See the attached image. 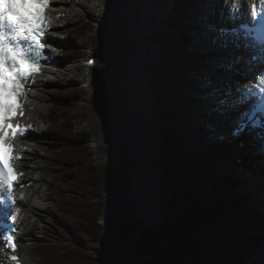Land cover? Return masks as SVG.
<instances>
[{
  "label": "trees",
  "instance_id": "1",
  "mask_svg": "<svg viewBox=\"0 0 264 264\" xmlns=\"http://www.w3.org/2000/svg\"><path fill=\"white\" fill-rule=\"evenodd\" d=\"M189 1L177 0L154 34L159 52L149 68L150 86L159 102L157 115L165 122L155 163L163 172L160 188L172 185L173 192L162 203L167 215L145 230L139 239L146 240L148 233L154 238L148 244V249L157 255L153 264H253L254 248L260 238L228 225L234 214L240 215L241 221L249 220L248 211L244 213L242 207L250 203V197H232L238 181L228 174L216 176L206 152L200 151L205 157L198 153L188 140L187 126L178 124V117L189 120L190 115L177 102L185 98L193 100L192 94L184 91L194 89H187L194 87L193 63L183 59L188 56V41L192 37L187 28L193 25L188 23V15L183 11ZM82 27L85 30L87 25ZM89 38L79 43L88 46ZM80 56H84L83 50ZM67 104L58 116L61 124L57 131L71 143L62 142L56 149L62 157L61 163L68 167L54 179L59 186L54 197L57 220L36 246L44 264H101L93 250L104 236L105 226L100 219L106 200L105 182L90 159V133L74 131L71 125L66 128L77 109L73 103ZM209 181L211 184L206 187Z\"/></svg>",
  "mask_w": 264,
  "mask_h": 264
},
{
  "label": "rangeland",
  "instance_id": "2",
  "mask_svg": "<svg viewBox=\"0 0 264 264\" xmlns=\"http://www.w3.org/2000/svg\"><path fill=\"white\" fill-rule=\"evenodd\" d=\"M201 1L204 2L205 0ZM100 2L101 3H99V0H97L96 3L89 4L91 10L88 12L83 11L82 9L80 10L75 7H71V10H73L69 12L72 17L71 22H68L67 24H62L58 28H56L57 38L55 39L57 42L58 56L63 62V64L67 66V70L61 72V74H59L58 71V74H53L52 81L48 85L51 89V92L49 93V98L48 100H46L43 109L40 113L41 116L50 117V125H48L47 129L45 128L46 130L42 131V133L38 135L37 138H33L31 141L34 148L38 150V154L29 155L27 165L30 163L35 165V167L37 168V172L39 171V173H41L43 177L41 187L46 186V189H44L45 192L41 193L42 198L40 199L38 208L32 207V204L34 203L33 193L39 190V185L32 187L31 190L28 191V199L27 201H25V217L22 225H24V234L27 235V239L23 245L25 252H27L26 264H44L42 262L43 259H40V261L38 262V257L36 256V254H39V251L38 247L36 246V243L39 242L41 237L48 231V228L51 227V223L56 217L54 214L55 206L51 202L56 194V191H58V188L56 185H54L52 189V187L49 185V182L51 180V172H62L63 167L59 165V160L57 159L55 152L53 151L55 145L58 144L61 140L58 134L56 133L57 128L54 127V131L51 129V120L54 121L56 114L62 112L65 109V105L63 104L65 101H69L68 103H73L77 106V109L73 111L74 113L72 114V118H70L71 120L68 122V124L69 126H72L74 131L78 130L90 133V138L88 142V145L92 150V155L90 156V159L93 161V164L97 167L98 172L101 174L105 182L103 194L104 200L105 198L106 200L103 213L100 219L105 226V229L103 231L104 236L103 241H101L97 248L93 250V254L101 264H105V261L103 259L104 253L103 251L102 254H100L99 252V250H102L103 248L102 244H104V246L106 245V247L117 246L122 248L121 252L117 253L118 257H116L117 259L114 260V264H153V261L156 260L157 257L153 249H148V235H146L147 238L144 241H140L139 238L141 235L145 234V230L159 223V221H161L160 218L162 216L165 217L167 212L163 207H161V204H159L160 202H158V204H152L149 201L151 200V198L156 199V201L161 200L163 197L166 198L167 194H171L173 192V186L169 185L166 188L162 189L160 188V186L158 187V184L163 178V176H161L163 172L161 171V166H159V168H156L154 174H159L160 177H158V175L156 176V178L158 179L154 184V188H151L152 193L154 194L156 192V194L150 196L148 195L150 200L147 204H149V206L151 204V206L148 208V213L144 216L139 215L137 209L135 207H131L129 204V198L131 197V188L133 187L131 184V180L133 178L132 174L135 173L138 168V153L135 150L125 127L122 126V124L120 123L116 125L112 123L113 114H118L120 122L122 123L128 114L127 106L122 104L120 98H116V96H119V94L117 93V91L119 92V89L114 92V99H112V102L114 103L115 107L114 113L111 115V118L106 119V116H104V119L99 128L95 127L94 124L91 123L89 120L90 114L93 112V107L88 100V95L91 93L92 84L87 78V73H89V63H87V61L90 58V55H92L94 51L97 50V48H101V45L103 44L102 27L99 25V19L101 15L104 14L106 11V7H104V3L106 1L100 0ZM173 5L174 2L169 3L170 8L166 10V13H170V9ZM192 7H195V9L198 10L197 5H193ZM201 7H204L203 3ZM161 17H163V15ZM115 22L116 24L119 23L117 21L116 10ZM155 22L156 20L154 19L153 15L151 16V18H149L147 29L144 28L143 32L141 33L139 42H137L138 50H135L139 53L140 57L139 60H136L139 66V75L141 77L140 80L142 84V88L140 89V91L143 92V94L145 93L144 95H142V97H140V99L138 98V109L141 112L144 109L148 108L146 106L149 104L151 107H153V102L151 99L156 94L154 92V89L151 90L150 88L151 72L149 71L148 66L153 63L150 59H155V46L150 45L153 44L151 42L152 40H150L152 39L150 35L151 32H155L157 29H160L159 25L155 24ZM192 22L194 24L198 23L194 21ZM85 24L88 27L86 30H83L82 26ZM87 36L90 37L89 39H87V43L89 45L86 46L85 44H80L79 40L83 42ZM148 37H150V41L148 40ZM203 39L204 38L202 36L193 33V38L189 41L190 44L196 45L197 41L200 42V40L203 44ZM119 44H121L120 41ZM110 46L112 49L116 50L119 45L117 44V42L113 41ZM196 46L197 48L194 47L193 50L190 51V53L191 55H193V58H191V60L193 61L194 66L198 67L199 74L197 79L199 80V77L202 72L207 69V67L211 66L209 61L212 58L225 56V54L220 53L219 51H216L212 54L204 53L203 47H200L199 44ZM82 50L84 52V56H80ZM198 57H200L199 60ZM119 64L122 65V62H119ZM215 78H218V76H216ZM75 97L77 99H75ZM182 104H184L188 114H194L199 116V119H197L196 117L191 118L189 120L180 118L182 119L183 124L186 126L190 124V127H192L193 129L195 127V132L200 133L204 129V124L206 122V118H201L203 111L202 109L205 110V108L201 109V106L203 104H206L205 101L202 99V94L198 95L197 99L192 100V102H186L185 100H183ZM157 105L158 104L155 103L154 107L156 108ZM51 106L54 110V113L53 115H48L49 111H51ZM155 108L152 112H150V119L144 127V129H147L146 131L151 134H148L147 136L148 142L151 144L152 147L155 146L153 147L154 152L152 151L151 154L144 155L145 157H143V159L141 160L142 162H144V170H146L145 166L147 167L148 165H145L147 157L151 155L148 161H154L158 154L157 150L162 143L161 139L157 138L158 135H156L157 131L160 129L156 125L158 121L154 119L156 117L152 116V114L155 113V110L157 111V108ZM211 117L212 116L209 115L208 120H210ZM152 118L153 120H151ZM215 120L216 119H213V121ZM55 125L56 123L54 122V126ZM119 127L121 129H119ZM100 128L102 129L99 130ZM99 134L102 135L99 136ZM116 138L117 141H115ZM151 138H153V140ZM111 140H113V142ZM99 146H103V150H99ZM104 155H107L108 157H104ZM211 160L214 164L216 158H213ZM220 163L221 162L216 163L219 165V173L223 172V169H225V167L226 169L228 168V165H223V162L221 164ZM225 163H227V161H225ZM242 166L252 171V169L256 170V168H258V166L260 165L256 162V155H252L251 160L250 158L243 160ZM147 172L149 173V175H151L153 174V169L149 170L148 168ZM228 172H230L232 176L234 174L240 177L236 173V171L234 172L233 170H228ZM156 178L153 177V180H155ZM250 180L252 182H256L255 177H251ZM244 186H241V188ZM261 188H263L262 185H260L259 190L257 192L254 193L252 191L253 197L251 199L250 204L248 205L250 210H252L248 212V216H251L252 212L254 215L257 216H253L255 217L253 219L250 218L249 220L241 221L242 217L240 215H236L235 217H232L233 220L228 221V225H231V227L234 226L236 231L247 232L254 236L263 235L262 240L255 245L253 252V264H264V205L261 206L262 203H264V200L262 199V197L264 196V191H260ZM110 190H116L117 194L119 195L117 197H120L122 200L121 204L118 200V204H116L115 207L116 209L113 211L109 209L106 204L108 197L107 192ZM244 190L251 191L247 187ZM153 205H155V208L151 209ZM155 213L158 215L156 216ZM45 241L42 240V243H45ZM106 250L107 249H104V252ZM106 258L109 257L107 256Z\"/></svg>",
  "mask_w": 264,
  "mask_h": 264
},
{
  "label": "snow or ice",
  "instance_id": "3",
  "mask_svg": "<svg viewBox=\"0 0 264 264\" xmlns=\"http://www.w3.org/2000/svg\"><path fill=\"white\" fill-rule=\"evenodd\" d=\"M49 4L50 0H0V146L9 151L12 145L7 141L14 138L19 128L13 126V131L6 134L9 121L23 108L20 97L27 94L26 84L34 83L35 75L41 72V60L47 59L44 38L50 16L45 9ZM225 5L228 13L227 16L220 13L219 24L207 18L202 24L206 50L220 49L227 53L212 58L211 69L200 75L202 99L210 114L227 116L243 109L231 135L239 137L261 129L260 152L264 154V0H256L247 10L242 0H225ZM226 21H231V25ZM213 72H223L224 78L214 80ZM244 79H258L259 83L245 87ZM257 96L259 99L253 104ZM16 177L11 164L0 156V192L6 194L0 200L5 204L16 203L12 191L14 183H18ZM11 246L15 248L14 241Z\"/></svg>",
  "mask_w": 264,
  "mask_h": 264
},
{
  "label": "bare ground",
  "instance_id": "4",
  "mask_svg": "<svg viewBox=\"0 0 264 264\" xmlns=\"http://www.w3.org/2000/svg\"><path fill=\"white\" fill-rule=\"evenodd\" d=\"M105 1L106 2L104 3V7H106V11L104 14L101 15L99 19V25L102 27L103 44L101 45V48L99 49L97 48V50L94 51L92 55H90V58L87 61V63H89V60L93 61V63L91 64L89 63L88 65L89 73H87V78L89 82H91L92 84L91 93L88 95L89 96L88 100L93 107V112L90 114L89 120L91 123L94 124L95 127L99 128V126L101 125L104 119V116H106V119L111 118V115L114 113V107H115L114 103L112 102V99H114V92H116L119 89V92L117 91L119 96L118 97L116 95L115 96L117 99L120 98L122 104H124L128 108L127 117L125 118V120H123V123L120 122V124H122V126H124L125 129L127 130L131 142L133 143V146L138 153V159H139L137 171L132 174L133 178L131 180V184L133 187L131 188V197L129 198L130 200L129 204L131 207H135L137 209L139 215L144 216L145 214L148 213L149 210L148 208L151 206V204L150 206L149 204H147L148 201L150 200L148 195L150 196L156 194V192L154 194L152 193L151 188H154V184L158 178L153 180V177L149 175V173L146 170L143 169L144 162L141 161L143 157H145L144 155L151 154L152 151L154 150L153 147H155V146L152 147L151 144L148 142L147 136L150 133L144 129L145 125L148 123L149 120L148 119L149 115L146 111H148L150 114V112L154 110V107H148L144 109L142 112L138 109L139 106L138 98L140 99V97H142L143 92L140 91V89L142 88V84L140 80L141 77L139 75V66L136 61L139 60L140 57H139V53L135 50H138L137 42H139L141 33L143 32L144 28L147 29L149 18H151V16L153 15H154V19L156 17L160 19L159 17H161L162 15L163 17H165V15L167 14L166 10L170 8L169 3H173L175 0H169V1L168 0H105ZM96 2L97 0H79L78 2H74L71 0H55L54 9L51 12L53 17V27L58 28L62 24H67L68 22H71L72 17L69 14V12L73 11L71 10V7H75L80 10L82 9L83 11L88 12L91 10L89 4H93ZM99 3H101L100 0ZM115 10L117 11V21L119 22L118 24H116L115 22ZM65 11H67V13L64 16L63 13ZM144 40H145V36H144ZM113 41L117 42V44L119 45L116 50L112 49L110 46V44ZM119 41L121 42V44H119ZM191 58H193V55H191V53L189 52L190 62H192ZM199 59L200 57H198V60ZM119 62L120 63L122 62V65L119 64ZM50 64L51 65L47 67L41 79H39L38 83L36 85H33L31 90L29 91L27 110H28V115L30 116L31 114L33 118H35L37 115L40 116L43 106L46 100H48L49 98V93L51 92V89L49 88L48 85L52 81L51 80L53 76L52 72L54 71L55 72L54 74H58V72L59 74H61V72L67 70L66 69L67 66L63 64V62L60 60L58 55L50 62ZM45 78H50L49 80L51 81L45 82ZM195 99H197V97H195ZM185 101L192 102V100L187 98H185ZM180 106L183 107L182 108L183 111L187 113L185 106L184 105L183 106L180 105ZM202 108H206V104H203L201 106V109ZM208 118H209V114H208ZM101 129L102 128H100L99 130ZM119 129L121 128L119 127ZM219 131H221L220 138H225L226 140H228L227 134L224 132V130H219ZM219 131L216 130L215 128H209V132L212 133L215 132V134H217ZM100 135L102 134H99V136ZM253 138L254 137H252L251 139V147L254 151L252 152V154L254 153L255 155L256 154L258 155L257 151L260 150L258 145L260 144ZM151 139L153 140V138ZM234 140L239 141V138L238 139L235 138ZM111 141L113 142V140ZM115 141H117V138L115 139ZM24 143L30 144L26 140H24ZM103 148H104L103 146H99V150H103ZM207 148H209V151L214 153L213 152L214 149L211 146V144H209ZM235 149H236V156L243 159H244V155L248 154L249 151V150H245L246 144L244 141L241 142L240 144H237L235 146ZM199 151L200 149L197 150V152ZM225 152L230 157H232L233 160L235 156L229 153L230 149L229 151L226 150ZM218 154L222 156L221 151H218ZM252 154L250 155L248 154L247 158L250 157L251 160ZM215 156H212L211 159L215 158ZM104 157H108V156L104 155ZM230 157L227 158L229 159L228 160L229 162L231 161ZM210 163L213 166L215 165V161L213 164L212 160H210ZM242 169L243 171L247 170L249 173L243 172L242 177H238L233 174L232 177L237 181H239V183H241L242 186H244V184L246 183L245 186L242 187L240 190L245 189L247 187L255 193L259 190L260 185H262L264 189V174L260 173L254 175L253 171H250L245 168ZM228 175L231 177V174ZM251 177H255L256 182H252L250 180ZM208 183L209 185L211 184V182ZM256 184H258V187L256 188V190H254L253 188L255 187ZM107 193H108V197L106 196L107 197L106 204L107 207H109V209L113 211L116 209L115 207L116 204H118V200L120 201V204L122 200L120 197H117L119 195L117 194L116 190L115 191L110 190ZM168 195L170 194H167L166 196ZM243 195L246 194L243 193ZM41 198L42 195L38 201H35L33 203L34 208L39 207ZM162 199H165V197H163ZM262 199L264 200V196L262 197ZM242 208L244 210L246 209V211L248 212L251 211L246 204H243ZM157 215L158 214H156V216ZM258 237L260 238L259 241H261L263 235ZM102 245L103 248L102 250L100 249L99 252L100 254H102V251L104 253L103 254V259L105 261L104 263L114 264L115 262L114 260L117 259L116 257H118L117 253L121 252L122 248L117 246L106 247V245L105 246L104 244ZM104 249L107 250L104 252ZM114 251H118V252H114ZM1 256H3V254H0V257ZM107 256L109 258H106ZM6 264H10V263L7 262Z\"/></svg>",
  "mask_w": 264,
  "mask_h": 264
},
{
  "label": "water",
  "instance_id": "5",
  "mask_svg": "<svg viewBox=\"0 0 264 264\" xmlns=\"http://www.w3.org/2000/svg\"><path fill=\"white\" fill-rule=\"evenodd\" d=\"M112 123H113L114 125L120 123V118H119L118 114H114V115L112 116Z\"/></svg>",
  "mask_w": 264,
  "mask_h": 264
}]
</instances>
